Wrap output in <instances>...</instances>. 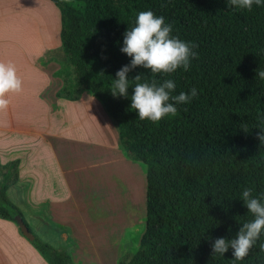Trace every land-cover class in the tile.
<instances>
[{"label":"trees","instance_id":"16d2710c","mask_svg":"<svg viewBox=\"0 0 264 264\" xmlns=\"http://www.w3.org/2000/svg\"><path fill=\"white\" fill-rule=\"evenodd\" d=\"M60 14L64 57L73 67L71 85L59 95L74 99L88 90L116 121L128 156L146 166L145 227L138 248L117 264H232V249L212 253L217 238H234L251 220L239 193L264 192V144L258 138L264 114V6L233 10L226 0H50ZM152 10L172 25V34L193 42L197 55L187 71L151 73L135 66L131 85L171 78L173 94L197 89L174 115L157 122L136 117L128 97L109 91L115 72L129 63L119 51L123 32L138 11ZM74 90V94H73ZM16 179L14 163L0 166V218L15 222L20 210L6 191ZM17 225V224H16ZM31 232V231H30ZM261 235L236 264H264ZM31 244L48 264H71L62 249L34 236Z\"/></svg>","mask_w":264,"mask_h":264},{"label":"crops","instance_id":"0c3cea01","mask_svg":"<svg viewBox=\"0 0 264 264\" xmlns=\"http://www.w3.org/2000/svg\"><path fill=\"white\" fill-rule=\"evenodd\" d=\"M5 1L0 0V11ZM5 31H12V25L0 23V62L10 61L11 47L18 43L16 37ZM54 32L57 39V27ZM42 41L47 42L45 37H42ZM47 46V53L23 56L36 71L26 76L27 81L21 80L19 92L6 94L8 104L0 107V132L5 130L10 141L3 143L4 138L0 137V166L15 165L16 179L10 183L6 195L20 210L33 236L54 248L87 255V246L80 240L81 226L75 224L82 223L84 227L85 217L89 214L92 216L89 206L93 205V201L86 199L87 202L82 203L81 193L86 185L85 178L89 188L90 175L84 176L82 173V154L79 167L74 165L77 164L75 158H71L69 167L62 165L68 158L62 146L66 141L65 128L74 126L67 110L78 108L83 111L86 108L83 96L87 93L79 90L74 99L59 95L65 85L63 74L58 73L63 65L64 53L58 40H49ZM36 107L48 112V129H19V117H14L9 111H33ZM80 132L86 133L84 140L88 147L96 144L91 132L85 129ZM20 143L26 144V147L19 148ZM36 143L42 146L31 149L35 148ZM36 260L34 246L20 233L16 223L0 218V264H44L39 258L40 262L36 263Z\"/></svg>","mask_w":264,"mask_h":264},{"label":"rangeland","instance_id":"374dc122","mask_svg":"<svg viewBox=\"0 0 264 264\" xmlns=\"http://www.w3.org/2000/svg\"><path fill=\"white\" fill-rule=\"evenodd\" d=\"M2 8L0 23L11 24L12 31L5 32L16 37L18 41L11 47L10 61L16 66L20 79L27 81L26 76L36 70L23 56L47 53L49 40L50 42L58 40L61 44L59 10L50 0H6ZM56 27L57 39L54 32ZM42 37L43 39L45 37L47 42L43 43ZM62 63L58 73L63 74L65 86H69L73 81V67L65 57H62ZM84 91L87 93L83 96L86 108L83 111H79L78 108L67 110L74 126L65 128L66 141L62 146L64 153H68V158L62 165L69 167L71 158H75L77 164L74 165L79 167L78 162L82 154L84 160L80 165L83 164L82 173L84 176L90 175L89 188L85 178L86 185L81 193L82 203L87 202L86 199L93 201V205L89 206L92 216L89 214L85 217L84 227L82 223L75 224L81 226L80 240L87 246L88 253L79 255L78 251L62 250L69 252L71 264H117L119 261L127 260L136 251L144 232L146 166L128 156L120 143L116 121L107 113L97 97L88 90ZM9 112L14 117L15 115L19 117L21 123L19 129L28 131L48 129L46 110L36 107L33 111ZM7 114L5 112V116ZM80 129L91 132L96 141L94 146L88 147L85 144L86 133L82 134ZM0 137L4 138L3 143L10 142L5 130L0 132ZM20 144L19 148L26 147V144ZM34 145L35 148L31 149H36L38 145L42 146L39 143ZM34 252L36 263L40 262L39 258L41 262L48 264L35 248Z\"/></svg>","mask_w":264,"mask_h":264},{"label":"clouds","instance_id":"9594fccd","mask_svg":"<svg viewBox=\"0 0 264 264\" xmlns=\"http://www.w3.org/2000/svg\"><path fill=\"white\" fill-rule=\"evenodd\" d=\"M233 10H251L253 5L264 6V0H226ZM196 45L172 34V25L165 22L163 16L155 15L152 10L138 11L131 27L123 32L119 51L130 57L129 63L122 65L112 78L109 91L113 97L121 96L130 99V108L136 112V117L152 122L159 121L167 115H174L177 106L174 103L186 104L197 95V89L191 87L188 92L180 91L173 94L176 83L173 79L141 80L139 74L132 79L137 81L131 85L128 72L135 66L148 69L151 73H174L177 68L187 71L190 66V57L197 53L193 50ZM264 55V47L258 49ZM256 78L264 81V67L255 70ZM22 87L16 66L12 61L0 62V107L8 104L7 95L19 92ZM260 132L258 138L264 144V114L259 117ZM251 187H243L239 193L252 219L242 223L234 238L225 240L223 237L215 239L212 253L222 254L232 249V264L242 260L249 250L256 244L257 239L264 235V192L252 194ZM264 251V242L259 245Z\"/></svg>","mask_w":264,"mask_h":264},{"label":"water","instance_id":"95a60500","mask_svg":"<svg viewBox=\"0 0 264 264\" xmlns=\"http://www.w3.org/2000/svg\"><path fill=\"white\" fill-rule=\"evenodd\" d=\"M15 222L20 230V233L29 241H32L34 236L33 234L28 230L26 225L24 224L23 220L20 217H15Z\"/></svg>","mask_w":264,"mask_h":264}]
</instances>
